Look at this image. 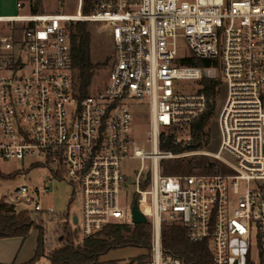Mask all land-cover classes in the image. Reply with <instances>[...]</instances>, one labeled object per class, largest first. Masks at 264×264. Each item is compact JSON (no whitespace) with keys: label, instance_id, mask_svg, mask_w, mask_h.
I'll use <instances>...</instances> for the list:
<instances>
[{"label":"built area","instance_id":"obj_1","mask_svg":"<svg viewBox=\"0 0 264 264\" xmlns=\"http://www.w3.org/2000/svg\"><path fill=\"white\" fill-rule=\"evenodd\" d=\"M27 3L29 15L0 16V163L33 157L30 166L50 172L46 181L70 185L81 215L66 216L67 238L78 245L110 225L133 227L137 203L153 228L147 264H185L163 250L164 224L208 242L214 264H264V0H93L89 15H34ZM78 22L99 26L112 43L104 83L93 81L84 98L69 33ZM188 57L211 65L182 66ZM215 80L226 96L213 158L228 172L169 175L162 164L187 153L161 146L170 134L187 145L190 127L211 107L216 113L217 96L202 92L203 81ZM136 113L149 119L151 151L132 137ZM127 161L140 169L126 205ZM48 194L47 185H23L4 192L0 205L52 216Z\"/></svg>","mask_w":264,"mask_h":264},{"label":"rangeland","instance_id":"obj_2","mask_svg":"<svg viewBox=\"0 0 264 264\" xmlns=\"http://www.w3.org/2000/svg\"><path fill=\"white\" fill-rule=\"evenodd\" d=\"M31 1V9H33L36 0ZM40 3L39 15H73L76 12H82L83 0H38ZM22 2L23 9L17 11L16 4ZM28 0H0V16H25L30 14ZM84 15V14H83ZM89 30L92 35V61L99 65L97 75L94 79L96 85H102L108 75L111 58L112 43L108 36L100 31V27L88 23ZM180 47L185 51V44L180 42ZM226 96V88L222 86L215 101L216 114L206 128L208 137V145L197 152H188L186 157L181 160H169L162 164L164 171L169 175H199L204 166L209 163L219 165L218 172H228L222 163L214 159V155L218 152L220 146V132L217 124V117L223 105ZM149 119L143 118L141 113H136V118L132 126V137L140 146H145L146 151H151V147L146 143V133L149 131ZM182 138H188L189 133L179 134ZM34 158L30 157L23 162L11 161L0 163V196L4 192L13 194V191L20 186L27 185L29 187H44L47 185L49 194L46 196L47 204L53 208L55 214L52 216L46 214H36L32 207L19 204L17 209L19 213H26L30 220L34 223V228L26 239L7 238L0 239V264H51L49 260L50 254L63 246L69 239L62 229L66 225L67 215H81L80 204L74 202L70 204V196L72 189L68 183L58 180H48L50 172L42 166H30ZM140 169L139 161H127L125 163L126 184L125 197L122 199L124 204H130L134 200V183L135 172ZM13 176H15L13 178ZM47 183V184H46ZM36 223L38 225H36ZM70 230L78 232L79 227L69 226ZM41 230L43 236V254L39 259L36 255L39 248V240ZM63 239L60 241V239ZM74 236L70 237L73 239ZM75 240V239H74ZM78 242V241H76ZM81 245V244H78ZM77 245V246H78ZM146 255L145 250L136 247H126L112 250L108 254L101 257L102 264H147L150 259L144 263L141 259Z\"/></svg>","mask_w":264,"mask_h":264},{"label":"trees","instance_id":"obj_3","mask_svg":"<svg viewBox=\"0 0 264 264\" xmlns=\"http://www.w3.org/2000/svg\"><path fill=\"white\" fill-rule=\"evenodd\" d=\"M93 0H83L82 12L89 15ZM40 2L32 9L34 15L40 14ZM72 51V66L74 71V85L81 97L90 93V87L97 75L99 65L92 61V35L86 22L72 24L69 28ZM181 65L190 68H206L210 61L198 60L193 57L185 58ZM203 93L208 97H216L219 81H203ZM215 107L206 113L198 122L190 127L191 142L187 145H175L174 135L166 137L161 146L162 151L172 152L175 155L197 152L208 145L206 128L215 116ZM219 165L207 163L201 174H218ZM4 177L3 175H0ZM185 176V175H184ZM188 176V175H187ZM15 176H13L14 178ZM34 228V223L26 213L16 214L13 207L0 205V239L21 238L26 239ZM153 228L151 223L135 225H110L94 237L85 239L81 245H75L74 239L54 250L49 260L51 264H102L101 257L112 250L126 247H136L145 250L146 255L141 259L146 263L151 258ZM43 232L41 230L39 248L36 259L43 254ZM162 247L165 253L181 260L185 264H214L208 242L192 243L188 239L186 230L176 224L162 226ZM114 264V263H111Z\"/></svg>","mask_w":264,"mask_h":264},{"label":"water","instance_id":"obj_4","mask_svg":"<svg viewBox=\"0 0 264 264\" xmlns=\"http://www.w3.org/2000/svg\"><path fill=\"white\" fill-rule=\"evenodd\" d=\"M74 223H77V219L74 218ZM148 223L147 219L143 214H141L138 210L137 203L134 204L133 207V224L134 225H142ZM62 241V238L60 239Z\"/></svg>","mask_w":264,"mask_h":264}]
</instances>
